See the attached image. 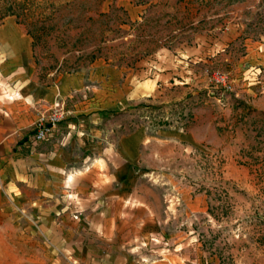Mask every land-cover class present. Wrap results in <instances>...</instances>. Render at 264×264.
I'll list each match as a JSON object with an SVG mask.
<instances>
[{
	"label": "rangeland",
	"instance_id": "374dc122",
	"mask_svg": "<svg viewBox=\"0 0 264 264\" xmlns=\"http://www.w3.org/2000/svg\"><path fill=\"white\" fill-rule=\"evenodd\" d=\"M10 21L45 82L87 79L95 153L148 141L161 256L264 264V0H0ZM37 250L0 221V264H69Z\"/></svg>",
	"mask_w": 264,
	"mask_h": 264
},
{
	"label": "crops",
	"instance_id": "0c3cea01",
	"mask_svg": "<svg viewBox=\"0 0 264 264\" xmlns=\"http://www.w3.org/2000/svg\"><path fill=\"white\" fill-rule=\"evenodd\" d=\"M5 27L0 34V221L30 239L52 263L177 264L176 253L161 256L154 248V240L165 236L159 189L148 180L146 153H139L148 141H133L136 153L123 140L135 135L130 134L121 140L123 153H95L86 129L94 124L97 103L84 98L87 79L68 74L45 82L34 39L15 22L0 29ZM65 101L70 115L60 131L49 142L33 144L41 115Z\"/></svg>",
	"mask_w": 264,
	"mask_h": 264
},
{
	"label": "built area",
	"instance_id": "2783aa9c",
	"mask_svg": "<svg viewBox=\"0 0 264 264\" xmlns=\"http://www.w3.org/2000/svg\"><path fill=\"white\" fill-rule=\"evenodd\" d=\"M66 112L64 104L58 102L50 108L48 114H42L36 124L33 144L49 142L59 132L60 125L65 121Z\"/></svg>",
	"mask_w": 264,
	"mask_h": 264
}]
</instances>
